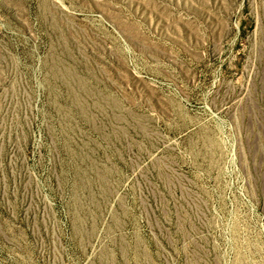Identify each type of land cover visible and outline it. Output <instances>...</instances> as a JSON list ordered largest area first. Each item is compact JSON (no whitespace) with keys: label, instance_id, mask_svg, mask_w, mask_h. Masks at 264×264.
<instances>
[{"label":"rangeland","instance_id":"1","mask_svg":"<svg viewBox=\"0 0 264 264\" xmlns=\"http://www.w3.org/2000/svg\"><path fill=\"white\" fill-rule=\"evenodd\" d=\"M0 264H264V0H0Z\"/></svg>","mask_w":264,"mask_h":264}]
</instances>
